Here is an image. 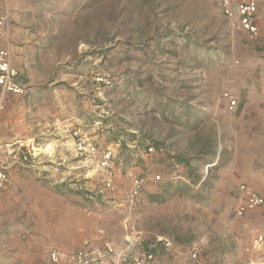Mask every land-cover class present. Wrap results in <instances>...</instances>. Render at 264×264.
Here are the masks:
<instances>
[{
    "label": "rangeland",
    "instance_id": "374dc122",
    "mask_svg": "<svg viewBox=\"0 0 264 264\" xmlns=\"http://www.w3.org/2000/svg\"><path fill=\"white\" fill-rule=\"evenodd\" d=\"M254 1L256 37L220 0H0L26 87L0 113V156L17 142L36 154L28 164L2 159L10 181L0 195V264H47L45 247L79 243L89 218L101 229L104 217L119 226L129 215L143 244L161 237L189 256L197 245L204 264H251L252 249L264 247L256 243L264 207L234 212L245 202L242 186L264 196V0ZM225 93L238 100L233 113ZM67 121L99 152L113 151V190L103 192L100 157L77 156L61 134ZM155 142L204 182L147 187L130 209L118 176L133 175ZM235 171L239 185L228 196L221 182ZM72 211L77 218L66 220ZM114 231L124 243L125 232Z\"/></svg>",
    "mask_w": 264,
    "mask_h": 264
},
{
    "label": "built area",
    "instance_id": "2783aa9c",
    "mask_svg": "<svg viewBox=\"0 0 264 264\" xmlns=\"http://www.w3.org/2000/svg\"><path fill=\"white\" fill-rule=\"evenodd\" d=\"M220 2L224 14L229 18H237L239 26L243 31L247 32L251 37L258 35V24L255 17L259 10L254 0H238L236 3H233L232 0H220ZM11 21V13L7 6H0V113L6 109V102L10 97H19L26 92V87L21 82L20 70L13 62L12 47L10 45ZM223 98L227 111L230 113L235 112L239 105L238 100L228 93H225ZM60 131L64 137L73 142L77 156L84 158L100 157L99 168L105 172L106 176L103 192L113 190L114 180L112 171L115 164L113 151L106 149L99 152L98 147L83 136L81 128L74 122L67 121L63 123ZM14 145L20 146L14 148ZM34 150V148L31 149L28 143L20 144L17 142L5 145V156H0V195L10 181L9 167L4 160H7L6 158L10 156H13V158L19 156L22 164L34 162L33 160L36 158ZM43 152L50 155L48 148ZM144 153L148 156H155L156 154L163 153V149H156L155 146L149 145ZM128 176L130 186L125 206H128L130 209L136 206L139 197L147 187H156L161 185L165 180L164 176L160 173H150L143 176L128 174ZM179 179L181 178L174 176L169 180L174 181ZM241 189L246 195L245 202L235 209L234 214L237 218H242L246 213L264 207V196L262 194L247 186H242ZM112 203L116 204L115 199ZM119 206L122 205L119 204ZM122 225L126 234L123 251L118 252L114 241L107 237L104 229H100L95 238L84 240L72 252H62L58 249H52L49 254L50 260L54 264H60L62 260L65 261V264H114L116 259L118 260V264H160V242L163 243L165 250H169L171 244L166 240L151 242L147 245L143 244L140 232L136 231L130 224V215L122 221ZM256 243H264V235L259 236ZM198 251L199 247L193 245L190 257L196 264H201Z\"/></svg>",
    "mask_w": 264,
    "mask_h": 264
},
{
    "label": "crops",
    "instance_id": "0c3cea01",
    "mask_svg": "<svg viewBox=\"0 0 264 264\" xmlns=\"http://www.w3.org/2000/svg\"><path fill=\"white\" fill-rule=\"evenodd\" d=\"M12 56H13L14 65L18 68V65H16L17 64V57H16V54L14 53L13 49H12ZM0 122H1V119H0ZM0 125H1V123H0ZM149 145H152V144H148L146 146V148L144 147V152H145V149H147V147ZM156 149H158V147H156ZM144 152L141 156L142 157L141 160H139L138 164L134 168L133 175L135 174L137 176H143V175H149L150 173L151 174L160 173L164 176V179H165L161 185L173 184V182H175L177 180L170 181L169 179L171 177L176 176V177H180L181 180H184L187 184L192 186V183H191L192 180L190 178V174L193 175V169L191 168L190 163L187 166L185 163H180V161H179V159L186 160L185 158H180L178 156L177 157L176 156H170L168 158L164 154H156L155 156H148ZM238 167L239 166H238V162L236 159L234 162H232V169L235 170ZM238 176L241 177V175H238V173L236 171L234 173L230 172V174L226 177L229 179H223L222 180L221 183L226 188V192H227L228 196L233 195L235 193V190L237 189V187L239 185V181H238L239 177ZM118 178H119V180L117 181V184H119L123 189H126V188L128 189V187L130 186V181H129L130 179L129 178L126 179L122 175H119ZM203 180L204 179H202V180L200 179L199 184L203 183L204 182ZM235 195H236V193H235ZM68 214L70 216L66 215L67 216L66 220H67V218H70L71 220H73L74 218H77L76 216L78 215L77 211H72L71 213H68ZM88 216H91V213H89ZM112 218L110 217V219H109V217H104L103 218L104 220L102 221V224L103 223L104 224H103V227H101V229H104L106 231L107 237L114 241L117 251L118 252L123 251V249L125 248V244L123 243V241L120 242V240H117L116 238H114L115 237V231L114 230L116 229L122 233L124 230L122 228L121 222H120L119 226H112L113 225ZM80 221L82 223V217H81ZM99 222H100L99 219H96V218H89L86 221L85 231H83V233H85V237H83V239L79 243L75 240V242H73L71 245H67V246H61L60 245L57 248L55 246L47 245L45 247L46 257H44L43 260L47 264L50 263L49 262V260H50L49 254H50V251L52 249H58L62 252L74 251L78 247V245L80 243H82L84 240L88 239L89 236L92 237L94 234H97L98 230H100V229H98ZM137 226H138V228L139 227L141 228V225L139 226L137 224ZM143 232H145L144 235H145V239H146L147 236H149V233L144 231V230H143ZM74 239L75 238H73V240ZM149 239H151V238H149ZM158 239L160 241L161 237H159ZM155 241H156V238H155ZM152 242H154V241H152ZM76 243H77V245H76ZM148 243H151V242L146 241L145 245H147ZM63 250H68V251H63ZM159 250L161 253V255L159 256L160 264H195V262L192 261L190 256H189L188 248L175 247V249L173 251H171V249H169L170 250L169 251V250H165V248L163 247V243L160 242ZM260 250H263V251L260 252ZM263 254H264V247L263 248L259 247V246L254 247L251 251V258L249 259L251 261V264H264L261 261ZM238 257L242 263L245 260L247 261L248 256L246 257V255L240 253V255ZM222 258H224V260H225L226 255H224ZM60 264H65V261L62 260ZM114 264H118L117 259L115 260ZM201 264H204V263H201Z\"/></svg>",
    "mask_w": 264,
    "mask_h": 264
},
{
    "label": "trees",
    "instance_id": "16d2710c",
    "mask_svg": "<svg viewBox=\"0 0 264 264\" xmlns=\"http://www.w3.org/2000/svg\"><path fill=\"white\" fill-rule=\"evenodd\" d=\"M131 138H132V141H136V137H134V136H131ZM153 145V144H152ZM155 147H158V149H160L161 148V143H159V142H155ZM153 145V146H154ZM200 160V159H199ZM179 161H180V163H185L187 166L189 165V162L188 161H186V160H181V159H179ZM190 178H191V180H192V182H195V183H199V181H197V180H195L194 179V177H193V175L192 174H190ZM172 184H169V185H167L166 187H172L171 186ZM190 187H186V189L188 190ZM164 190H166V189H164Z\"/></svg>",
    "mask_w": 264,
    "mask_h": 264
}]
</instances>
